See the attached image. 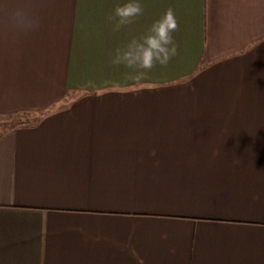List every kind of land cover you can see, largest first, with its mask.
I'll return each mask as SVG.
<instances>
[{
  "label": "crops",
  "instance_id": "obj_1",
  "mask_svg": "<svg viewBox=\"0 0 264 264\" xmlns=\"http://www.w3.org/2000/svg\"><path fill=\"white\" fill-rule=\"evenodd\" d=\"M121 2L0 0V264H264V0ZM168 11L169 64L110 63Z\"/></svg>",
  "mask_w": 264,
  "mask_h": 264
},
{
  "label": "clouds",
  "instance_id": "obj_2",
  "mask_svg": "<svg viewBox=\"0 0 264 264\" xmlns=\"http://www.w3.org/2000/svg\"><path fill=\"white\" fill-rule=\"evenodd\" d=\"M143 14L139 0H123L112 10L108 19L112 30L121 29ZM5 26L11 31L31 30L39 26L40 18L29 7L19 3L4 5ZM178 24L175 15L168 11L154 19L145 30L117 46L110 54V63L133 72H148L156 66H166L177 54L174 33Z\"/></svg>",
  "mask_w": 264,
  "mask_h": 264
},
{
  "label": "rangeland",
  "instance_id": "obj_3",
  "mask_svg": "<svg viewBox=\"0 0 264 264\" xmlns=\"http://www.w3.org/2000/svg\"><path fill=\"white\" fill-rule=\"evenodd\" d=\"M18 118L17 117H14V118H9L8 120H5V122H11V121H16Z\"/></svg>",
  "mask_w": 264,
  "mask_h": 264
}]
</instances>
